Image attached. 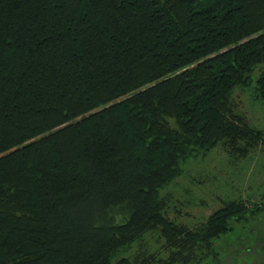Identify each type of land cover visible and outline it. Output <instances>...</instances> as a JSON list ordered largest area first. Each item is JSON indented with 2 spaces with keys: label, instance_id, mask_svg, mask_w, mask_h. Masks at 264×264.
Masks as SVG:
<instances>
[{
  "label": "trees",
  "instance_id": "1",
  "mask_svg": "<svg viewBox=\"0 0 264 264\" xmlns=\"http://www.w3.org/2000/svg\"><path fill=\"white\" fill-rule=\"evenodd\" d=\"M238 87L264 108V0H0V264L216 259L264 191L190 222L170 187L264 146Z\"/></svg>",
  "mask_w": 264,
  "mask_h": 264
},
{
  "label": "rangeland",
  "instance_id": "2",
  "mask_svg": "<svg viewBox=\"0 0 264 264\" xmlns=\"http://www.w3.org/2000/svg\"><path fill=\"white\" fill-rule=\"evenodd\" d=\"M248 92L250 89L243 91L238 87L235 96L250 126L264 131V108L253 104ZM187 169V175L177 178L170 187L174 198L183 203L177 204L183 220H203L218 207L219 197H249L257 202L262 198L264 146L258 147L243 160H232L216 148L205 158L189 161ZM144 242L148 252H155L158 257L166 256L161 239L156 235L147 234ZM215 247L217 258H209L200 264H264V211L249 217L245 223L233 224L232 232L220 236L215 241ZM137 249L138 245H134L129 254Z\"/></svg>",
  "mask_w": 264,
  "mask_h": 264
}]
</instances>
